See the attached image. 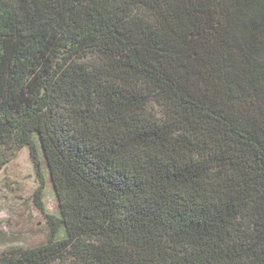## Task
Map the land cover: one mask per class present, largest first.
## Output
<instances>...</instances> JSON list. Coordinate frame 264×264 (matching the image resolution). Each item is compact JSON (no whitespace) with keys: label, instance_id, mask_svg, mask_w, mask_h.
Segmentation results:
<instances>
[{"label":"trees","instance_id":"obj_1","mask_svg":"<svg viewBox=\"0 0 264 264\" xmlns=\"http://www.w3.org/2000/svg\"><path fill=\"white\" fill-rule=\"evenodd\" d=\"M24 149L48 236L0 264H264V0H0Z\"/></svg>","mask_w":264,"mask_h":264},{"label":"rangeland","instance_id":"obj_2","mask_svg":"<svg viewBox=\"0 0 264 264\" xmlns=\"http://www.w3.org/2000/svg\"><path fill=\"white\" fill-rule=\"evenodd\" d=\"M40 188L29 149L16 154L0 171V255L15 248H29L48 236L47 221L35 193ZM46 211L58 213V202L50 184L42 199Z\"/></svg>","mask_w":264,"mask_h":264}]
</instances>
